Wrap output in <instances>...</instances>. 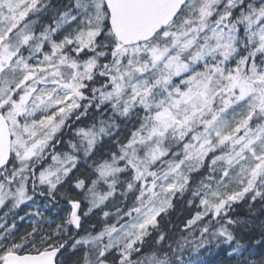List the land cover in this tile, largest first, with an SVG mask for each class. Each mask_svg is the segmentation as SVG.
<instances>
[{"label": "snow or ice", "instance_id": "6c2138e0", "mask_svg": "<svg viewBox=\"0 0 264 264\" xmlns=\"http://www.w3.org/2000/svg\"><path fill=\"white\" fill-rule=\"evenodd\" d=\"M0 209V264H264V0H0Z\"/></svg>", "mask_w": 264, "mask_h": 264}, {"label": "trees", "instance_id": "16d2710c", "mask_svg": "<svg viewBox=\"0 0 264 264\" xmlns=\"http://www.w3.org/2000/svg\"><path fill=\"white\" fill-rule=\"evenodd\" d=\"M85 122H87V121H85ZM5 211H7V209H1L0 210V217L3 216V214H4ZM19 214L20 215H24V212L23 211H20ZM180 215H181V211H180V209H177V211L174 212L172 214V216L170 217L171 224H169L166 221L164 226L165 227H171L172 224H179L182 227L183 225L181 223V219H178V217H180ZM9 219H11V217H9ZM0 222H2V221H0ZM17 222H18L21 230H23L27 226V223H28L27 219L25 221H23V222H20V221H17ZM256 251L258 253V255L255 257L256 259H260V258L264 257V249L257 248Z\"/></svg>", "mask_w": 264, "mask_h": 264}, {"label": "rangeland", "instance_id": "374dc122", "mask_svg": "<svg viewBox=\"0 0 264 264\" xmlns=\"http://www.w3.org/2000/svg\"><path fill=\"white\" fill-rule=\"evenodd\" d=\"M1 210V209H0Z\"/></svg>", "mask_w": 264, "mask_h": 264}]
</instances>
